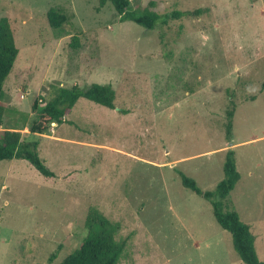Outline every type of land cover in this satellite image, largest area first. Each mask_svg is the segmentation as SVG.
<instances>
[{"label":"rangeland","instance_id":"1","mask_svg":"<svg viewBox=\"0 0 264 264\" xmlns=\"http://www.w3.org/2000/svg\"><path fill=\"white\" fill-rule=\"evenodd\" d=\"M131 3L194 14L148 30L121 23L110 3L98 10L99 0H0L19 49L1 130L24 128L52 86L116 91L114 110L81 98L69 123L40 137L56 177L25 160L0 161V264L46 263L59 246L62 262L85 238L93 207L120 224L118 264H244L210 202L180 178L214 191L238 143L241 179L224 204L250 225L264 261V0ZM54 7L67 16L59 30L48 22Z\"/></svg>","mask_w":264,"mask_h":264},{"label":"trees","instance_id":"2","mask_svg":"<svg viewBox=\"0 0 264 264\" xmlns=\"http://www.w3.org/2000/svg\"><path fill=\"white\" fill-rule=\"evenodd\" d=\"M112 4L120 22H134L148 30H154L158 23L169 19H181L194 14L186 11H173L161 15L149 7L143 10H134L131 0H99L98 10L107 4ZM49 25L59 30L67 21V16L60 8H52L48 14ZM19 55L15 36L10 21L3 18L0 21V161L25 160L45 178L56 177L40 157V137L49 135L52 127L69 123L66 119L81 98L88 99L96 104L114 110L116 91L112 85L92 84L87 87L74 85L72 88L52 86L49 96L42 99L37 97L32 104L33 118L24 125V128H5L4 117L6 107L1 101L3 87L11 74ZM44 100V104L42 101ZM237 104L232 99L227 110L226 136L229 141L233 139V121ZM27 129L30 136L24 138L20 130ZM224 178L214 191L204 192L197 182L180 172V178L185 188L210 202L216 221L232 235L235 251L244 264H264L256 250L255 236L250 225L244 223L236 211L230 210L224 204L230 193L236 188L241 179L237 168L236 152L233 148L226 151L223 166ZM228 209V210H227ZM85 228L87 234L82 243L62 262L57 264H118L125 250V243L117 239L120 224L112 222L99 209L91 208L87 214ZM61 246L49 257L46 263L55 264Z\"/></svg>","mask_w":264,"mask_h":264},{"label":"crops","instance_id":"3","mask_svg":"<svg viewBox=\"0 0 264 264\" xmlns=\"http://www.w3.org/2000/svg\"><path fill=\"white\" fill-rule=\"evenodd\" d=\"M239 144H240V143H238L237 145H239ZM237 145H235V144H232L231 146H235V148H236V146H237ZM235 148H233V149L235 150Z\"/></svg>","mask_w":264,"mask_h":264}]
</instances>
